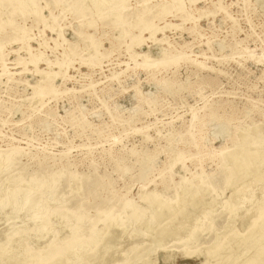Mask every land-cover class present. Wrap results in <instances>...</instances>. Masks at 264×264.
<instances>
[{
  "label": "rangeland",
  "instance_id": "rangeland-1",
  "mask_svg": "<svg viewBox=\"0 0 264 264\" xmlns=\"http://www.w3.org/2000/svg\"><path fill=\"white\" fill-rule=\"evenodd\" d=\"M18 1L0 0V157L15 160L0 172V201L30 190L38 212L32 220L0 212V247L7 233L22 232L0 264H52L30 257L53 240L66 248L60 264H124L133 250L129 264L244 259L253 231L239 221L247 214L227 220L221 208L235 193L251 200L247 208L264 198V164L238 176L229 167L239 151L264 148V0H126L117 22L91 0H25L23 11ZM202 178L210 183L201 185V204L218 211L213 233L193 239L195 254L173 245L202 217L203 207L188 205L164 246L154 244L164 220L149 227L155 212L142 197L156 191L180 202ZM42 209L50 214L38 234ZM79 218L82 233L73 235ZM229 230L248 237L213 258L214 238ZM77 247L83 253L72 262Z\"/></svg>",
  "mask_w": 264,
  "mask_h": 264
},
{
  "label": "bare ground",
  "instance_id": "bare-ground-1",
  "mask_svg": "<svg viewBox=\"0 0 264 264\" xmlns=\"http://www.w3.org/2000/svg\"><path fill=\"white\" fill-rule=\"evenodd\" d=\"M91 1H93V4L91 3L92 8L95 11V13H97V14L106 15V13H104L106 10H108V11L112 10L113 12L111 15V20L113 22H117L119 20V18L123 14V11H124L125 5H126V0H97V1L91 0ZM29 2L31 4H33L35 2V0H29ZM78 4L81 5L82 2H79ZM17 5H18L17 10L23 11V9H25L27 3L25 2V0H19ZM56 65H57V67H60L59 64H56ZM54 75L55 74H52L51 76H54ZM49 76H50L49 74H45V77H49ZM39 95H40V89L39 90L37 89L36 91H34L33 99L37 98ZM215 124L216 125L214 127V134L221 133L220 131L222 130L223 124L222 123H215ZM214 134H212V135H214ZM220 136H221V134H220ZM234 158L235 159L232 160V163L229 164V167L230 166L235 167V168H237V171L229 169L228 172H229L230 178L229 179L227 178L229 183L234 178V177H231L233 175L232 171H235V174H237V176H238L239 174L245 172V170L247 168L252 166L254 162H256L260 165L264 164V148L262 146H260L251 155H249V153H246L245 151L242 150V151H239L238 155H236V157L234 156ZM14 161L15 160H14V157L12 154L0 157V172L10 171L11 168L13 167ZM257 175H259V174L257 173ZM21 179H22V177H21ZM8 183H10V182H8ZM209 183L210 182L208 180H204L202 178L198 181V183L196 184L197 186L194 190H191L187 187H184L183 189H184L185 194H184V196H182L180 202H175V201H169L168 202V201L164 200V197L156 191L151 192L150 195L142 197V200L147 203V205H146L147 208H152L155 212L154 217L150 221L149 227H151L154 224L164 220L163 226L155 234V237L152 240V242L154 244H156L159 247L164 246V245H162L163 244L162 242L164 241L166 234L173 229V226L175 225L174 220L177 219L176 215L178 213L183 214V212L186 211L188 205L190 206V208H193V209L198 208V207H203L204 211L202 213L201 219L200 220L198 219L199 221L193 226V228L190 230V232L184 238L177 240L173 244V245L177 246L178 248H181L182 255H184V256L185 255L188 256V255L196 253L197 250L194 251L195 249L193 251H190V249H191L190 245L192 244L193 239L197 236H200V235L204 236L205 232L213 233L214 218H215L216 212H218V211L214 212L212 210L213 209V201L201 204V198L200 197H201V195H203L205 193V191L203 190L201 185L205 184V185L209 186ZM2 184L4 185V183H2ZM41 185L42 184L40 182H38L37 185H35V186L39 188ZM8 189H9V187H8ZM54 189H55V180L50 179L48 182V185L46 186V189H45L46 195L52 194V192H54ZM0 192H2V191H0ZM17 194H18L17 189H15L14 192L12 191V193H10V194H7V193L2 194L3 195L2 198L4 197V199L0 201L1 202L0 203V212L4 211L7 208H10V209H14L15 214H18L20 212H24L26 215H28L30 217V220H32L33 219L32 213H34L37 210L35 209V206H34L35 204L33 205V203H32L33 196L31 195L30 190L26 191L20 199L18 198L19 195H17ZM46 195H45V197H46ZM232 198L234 199V202H232L233 200H231V201L228 200L227 202H225L222 205L221 209H223L222 210L223 213L224 212L226 213V219L232 220V221H233L234 217L240 212V210H244V212H246L247 215L241 216L240 221H239V223L242 222L244 229H246V231H245L246 233L253 231L251 236H249V237L247 236L250 239L249 240L250 244L244 249L243 253L240 254V255H246V257H244V259H242L239 262V256H237V255H233L232 257H228V255H224L225 257L222 260L220 258L216 259L217 263L216 262L212 263V261L210 259H207V257H205V259L203 261H201L200 264H264V198L261 199L260 203L257 202L255 206H253V204H251V206H253L251 208H247L245 206V204L247 202H251V200L248 201L247 199H245L246 197L241 198V196L238 193H235L234 195H232ZM7 199H13V200H11V202H8ZM51 205H53V204H51ZM138 211H143V209H138ZM3 213H5V212H3ZM49 214H50L49 211L42 209L41 215L39 217V222L37 223L36 221H34L35 228H36V231L38 232V234H41L42 231H44L43 229L46 225L47 217L49 216ZM137 214H138V212L137 213L132 212V214L130 215V220L133 221V223L138 220ZM248 214L250 215V217L248 219H246L248 217ZM166 220H168V222H165ZM81 223H82V219L79 218L77 220V228L73 231V235H75L77 233H82ZM178 226H180V225H178ZM149 227L146 228V230H148ZM37 232H35V233L37 234ZM21 235H22V232L19 230L17 231L16 228L11 233H7L6 238H5V243L0 247V261L3 258H5V256L7 255V252L9 251L8 248H9V245L11 243L12 244H15V243L20 244V242L22 240ZM140 235L144 236V234H140ZM39 237H40V235H39ZM138 237H140V236H138ZM224 237L219 238L216 236L214 238V236H213L214 241L212 243V246L215 249V251L212 253L213 258L220 257V254L222 252L230 251L229 250L230 248L228 247L229 245H232V246L233 245H237V246L241 245V243L243 241H245V239L247 238L246 237L244 240L241 239L240 237H238L236 235V232H234L232 230H229V234H227ZM177 238H180V237H177ZM252 238H253L255 244H252V241H253ZM36 240H38V239H36ZM75 242H76V245L79 247V242H81V241L76 239ZM88 242L92 247H96L98 245V235L97 234L92 235V237L88 240ZM104 245L107 247L106 244H104ZM105 246H104V248H105ZM200 246H201V244H200ZM47 247L48 248L45 250H41L39 252L34 253L30 258H32V260H35V261H42V262L48 261V262H51L52 264H60L61 255L66 248H63L60 243H58L54 240L52 242H50L47 245ZM78 247H77V250H75L76 252L73 256L72 262H75L79 258L80 254L83 253L82 250ZM105 249H107V248H105ZM197 249H199V246ZM251 249H252V252L248 253ZM137 252H138V250H133L132 253L130 254V256L124 261V264H129L131 262V260L136 257ZM105 253L103 252L102 254H105ZM16 256H18V255H16ZM145 256H146V254H145ZM79 259H81V258H79ZM143 259H144V257H143ZM143 259H141V260H143ZM17 260H18V258H17ZM95 260H97V259H94V261ZM103 260H105V259H103ZM21 261L22 260H20V262ZM136 261L138 262V261H140V259L139 260L137 259ZM16 263L18 264V262H16Z\"/></svg>",
  "mask_w": 264,
  "mask_h": 264
}]
</instances>
